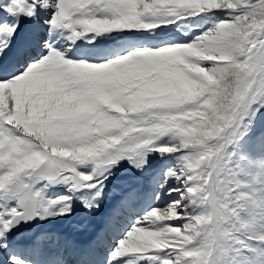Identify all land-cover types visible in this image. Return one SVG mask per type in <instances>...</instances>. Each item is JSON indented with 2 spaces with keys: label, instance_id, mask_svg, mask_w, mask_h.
I'll return each mask as SVG.
<instances>
[{
  "label": "snow or ice",
  "instance_id": "1",
  "mask_svg": "<svg viewBox=\"0 0 264 264\" xmlns=\"http://www.w3.org/2000/svg\"><path fill=\"white\" fill-rule=\"evenodd\" d=\"M0 264H264V0H0Z\"/></svg>",
  "mask_w": 264,
  "mask_h": 264
},
{
  "label": "rangeland",
  "instance_id": "2",
  "mask_svg": "<svg viewBox=\"0 0 264 264\" xmlns=\"http://www.w3.org/2000/svg\"><path fill=\"white\" fill-rule=\"evenodd\" d=\"M178 35V34H177ZM128 176V172L127 171H125V172H123L122 174H121V177L120 178H125V177H127Z\"/></svg>",
  "mask_w": 264,
  "mask_h": 264
}]
</instances>
